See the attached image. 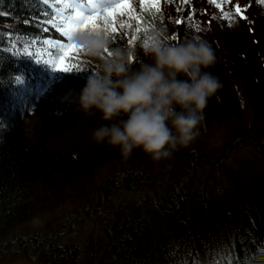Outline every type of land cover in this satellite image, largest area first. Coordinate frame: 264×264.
Instances as JSON below:
<instances>
[{"label":"trees","instance_id":"1","mask_svg":"<svg viewBox=\"0 0 264 264\" xmlns=\"http://www.w3.org/2000/svg\"><path fill=\"white\" fill-rule=\"evenodd\" d=\"M83 1L0 0V264H34L31 250L35 264H264L263 196L225 178L232 166H216L225 155L201 130L240 119L247 101L257 126L230 145L264 140V2L246 28L220 4L239 25L218 44L184 0L92 16L80 56L64 59L79 84L53 88L54 39ZM91 215L86 237L70 236Z\"/></svg>","mask_w":264,"mask_h":264},{"label":"rangeland","instance_id":"2","mask_svg":"<svg viewBox=\"0 0 264 264\" xmlns=\"http://www.w3.org/2000/svg\"><path fill=\"white\" fill-rule=\"evenodd\" d=\"M133 1L134 0H88L87 2L82 3V5L79 7V12L65 24L66 31H64L63 34H59V36H56V38L54 39L53 43L61 49V55L58 59L52 61L50 64L52 66V75H55L54 81L59 80L58 82L55 81L53 83V88H55L56 86L67 87L66 83L69 80H71V83L73 82V85L79 84V81H77V79L79 78L78 73L74 71H69L64 65V59L66 57L74 58L77 56V54H79L77 57L80 56V52L82 50L78 48L79 46L77 45L81 40V30L84 27L86 21H89V18L92 15H99L102 17L113 15L115 14L116 9L118 8H120L123 13L127 14V11L131 8ZM184 1L187 7L189 8L190 15L193 16L194 24H196V27L201 30L202 34L204 33L205 36H209L215 44L220 43V33L224 32V30L227 29L228 32L226 33L229 34H234L236 32L237 25H239L238 21L235 19V17H237V14L234 12V17L230 22H228L229 18L227 16H224L223 9L220 7V5H218L224 0ZM208 1H211L210 7L206 6V2ZM228 2L229 4H231L230 7H234L237 12L239 9H241L240 13L244 14L245 16L239 17L243 18L244 21L240 25L246 28L249 22V18L255 14L254 12L259 9L261 10V5L264 0H228ZM201 4L203 8H201ZM200 9H203L202 11L205 14V17L201 21L199 20ZM230 9L225 10L227 11L226 13H230ZM196 10L198 12H196ZM262 28L264 29V26H261L259 29ZM252 32H254V27H252L249 31V33ZM143 58L144 60L151 59V65L148 66V77H150V81L155 82L159 85H163L162 83L158 82L160 79V67L156 65L157 61L154 60L155 58H153V56L150 57L149 55L145 54H143ZM160 58L162 59V57ZM50 77L52 78V76ZM146 78V76L141 77V81L143 82L142 85H144L142 89L144 90H146ZM51 81L52 80H50L49 84L51 83ZM43 87L44 94L37 95V99L34 105L28 109V115L24 119V122L27 124H31L35 120L34 113L37 112V107L41 105V108L44 105L46 97L45 95L47 94L45 89L48 90L50 89V87ZM240 104V119L233 120L229 123L225 122L224 124H211L210 126H205L204 124H201L203 141L206 144L208 143L207 145L212 147L215 152L219 151V153H224V155H227V158L221 163V168L230 167L231 164L229 163H237L235 166L237 168L242 167L243 164L245 166L244 173H249L252 176L251 179L256 180L257 178L259 179V175H264V152H262L260 147L258 150L255 148L254 145H252L253 148L250 149L248 146L244 145L241 142H236L235 144L233 143L230 145V140L236 135L238 131H242L240 129H244L243 131H245L255 126L253 125L256 119V111L254 110V108L247 101H241ZM236 122L238 124L235 125ZM226 143L227 145L224 146ZM251 186V184L246 182L241 188L245 190L246 193L251 192L252 197L254 195V197L258 199L259 197L263 196L264 199V186ZM101 199L103 200V196H101ZM93 218V215L87 218V222L83 225V229L80 227L78 228L72 226V236L77 237L84 235L85 238L86 234L89 233L90 229L92 230V228H90L89 226L90 223H92ZM11 243L13 244L14 242L12 241ZM31 252L28 253L27 257L30 263L35 264L37 253L35 255L33 250H31ZM20 260L21 259L15 260L14 263L12 261H5V264H28V262L26 263ZM24 261H27V259H25Z\"/></svg>","mask_w":264,"mask_h":264},{"label":"bare ground","instance_id":"3","mask_svg":"<svg viewBox=\"0 0 264 264\" xmlns=\"http://www.w3.org/2000/svg\"><path fill=\"white\" fill-rule=\"evenodd\" d=\"M255 126H257V124H254ZM254 146H257V147H260V146H264V140L263 141H259L257 143H253ZM227 158V155L224 156V159H222V161H220L218 164H216V166L218 167H221V163ZM212 159V158H211ZM210 162L213 163V159L210 160ZM231 164V168L228 170V172L225 174V178L230 181L231 183H235V184H238V183H249L251 185H253L255 187L256 186H264V175H259V179L257 178L256 180H252L251 179V175L249 173H244V170H245V166L242 164V167L240 168H237L235 167L237 163H229ZM258 180H259V183H258ZM235 184H230V186L234 187L236 186ZM264 190V189H263ZM122 192H125V191H122ZM131 192V191H130ZM263 192V191H262ZM87 220V219H86ZM71 225H74V223H72ZM21 236H19L20 238ZM65 240V237L64 238H58L57 240H54L53 242L51 243H55V244H60L61 241ZM39 256V252L37 253L36 255V259L37 257Z\"/></svg>","mask_w":264,"mask_h":264}]
</instances>
